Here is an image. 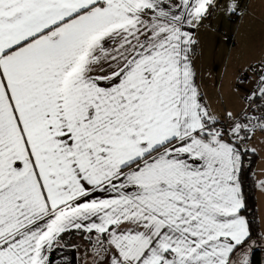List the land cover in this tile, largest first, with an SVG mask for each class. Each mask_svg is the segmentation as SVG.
I'll use <instances>...</instances> for the list:
<instances>
[{
    "label": "snow or ice",
    "instance_id": "1",
    "mask_svg": "<svg viewBox=\"0 0 264 264\" xmlns=\"http://www.w3.org/2000/svg\"><path fill=\"white\" fill-rule=\"evenodd\" d=\"M250 3L0 0V264H257L264 54L199 38Z\"/></svg>",
    "mask_w": 264,
    "mask_h": 264
},
{
    "label": "rangeland",
    "instance_id": "2",
    "mask_svg": "<svg viewBox=\"0 0 264 264\" xmlns=\"http://www.w3.org/2000/svg\"><path fill=\"white\" fill-rule=\"evenodd\" d=\"M210 23L209 28L200 32L199 38L201 44L206 43L213 53L220 54L218 60L208 53L210 62L214 59L217 64L213 68L214 71L221 70L220 73H222L230 56L239 57L240 62L246 63L249 59H257L260 50H264V3H261V0H251L247 13L242 17L240 13L231 18L226 14L216 13ZM217 39H219V44L216 42ZM219 76L218 74L217 77ZM226 80L227 78H225V85ZM225 99L227 100V93ZM258 210L261 222L262 219L264 220V195L262 194Z\"/></svg>",
    "mask_w": 264,
    "mask_h": 264
},
{
    "label": "crops",
    "instance_id": "3",
    "mask_svg": "<svg viewBox=\"0 0 264 264\" xmlns=\"http://www.w3.org/2000/svg\"><path fill=\"white\" fill-rule=\"evenodd\" d=\"M202 45V49H203V52H204V57H203V60H202V64L205 68H207L210 64V59L208 58V53H211L212 55L215 56V58H217L219 60V55L220 54H216V53H213V50L209 49L208 48V45L206 43H203L201 44ZM264 54V50H260V54L258 56L257 59H259V57ZM225 70V67L223 68L222 70V73L221 70H219L217 72V75H221L223 74ZM227 81V80H226ZM226 83V82H225ZM205 87H206V90L209 94V96H212L213 99H215V96H216V87H219V85H217L216 87L213 86V79L212 78H208L205 80ZM227 93V87L225 85V94ZM257 147H259V145H257ZM260 152V153H259ZM259 161H258V165H257V174H256V178L257 177H261V178H264V151H259ZM260 195L261 193L257 190V197H258V204H259V201H260ZM261 223V229H264V220L262 219V221L260 222ZM80 259V256L79 254H77L76 256V260L78 261ZM262 264H264V250L262 252Z\"/></svg>",
    "mask_w": 264,
    "mask_h": 264
},
{
    "label": "trees",
    "instance_id": "4",
    "mask_svg": "<svg viewBox=\"0 0 264 264\" xmlns=\"http://www.w3.org/2000/svg\"><path fill=\"white\" fill-rule=\"evenodd\" d=\"M248 161H254L253 163H249ZM259 161L258 154L255 157H249L245 162V167L250 168L251 171L248 173L249 177V188L248 191L251 194V199L253 201V209L250 210L249 215H252V212H255V215L252 217L254 223L257 226V231L261 229V223L259 218V210H258V197H257V189L254 186V180L256 179L257 174V165ZM262 252L263 250H254V260L257 261V264H262Z\"/></svg>",
    "mask_w": 264,
    "mask_h": 264
}]
</instances>
